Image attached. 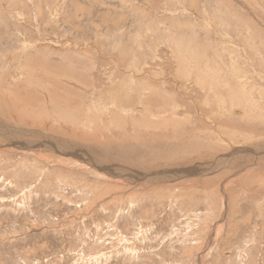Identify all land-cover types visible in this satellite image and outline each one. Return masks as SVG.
<instances>
[{
  "label": "rangeland",
  "instance_id": "1",
  "mask_svg": "<svg viewBox=\"0 0 264 264\" xmlns=\"http://www.w3.org/2000/svg\"><path fill=\"white\" fill-rule=\"evenodd\" d=\"M8 127L0 264H264V0H0Z\"/></svg>",
  "mask_w": 264,
  "mask_h": 264
},
{
  "label": "bare ground",
  "instance_id": "2",
  "mask_svg": "<svg viewBox=\"0 0 264 264\" xmlns=\"http://www.w3.org/2000/svg\"><path fill=\"white\" fill-rule=\"evenodd\" d=\"M212 79V78H211ZM28 131V130H27ZM27 131H25V130H18V129H15V128H12V127H8V128H0V132H6V134H8L9 135V133L10 132H17L18 134H19V136L20 135H22V136H26V134H27ZM32 132H34V131H32ZM227 132V131H226ZM1 135H3L2 133H0ZM29 134V133H28ZM184 134V133H183ZM179 135V134H178ZM28 136V135H27ZM237 136H239V134H237ZM11 140V139H10ZM28 143H30V142H26V141H24V142H21V141H17L16 142V144H18L19 145V147L20 148H23V149H25L27 146H28ZM8 144V143H7ZM26 144V145H25ZM33 144V143H32ZM233 144V143H232ZM67 145V144H66ZM66 145H64V143H62L61 141H57V142H53V141H46V140H44V141H42V143H38L37 145H36V147H39L40 149L41 148H43V149H46L47 147L49 148V149H54V150H52L54 153L55 152H57V153H62V154H68V155H74V156H77V155H75V153H77V154H79L80 156H82L83 158L86 156V151H84L83 149H80V148H78V147H75V148H73V152H72V150H71V152L72 153H70L68 150H67V146ZM33 146V145H32ZM73 147V146H72ZM203 147V146H202ZM233 147V146H232ZM258 147V146H257ZM32 148V147H31ZM129 149V148H128ZM225 149H230V151L229 152H227L226 154H223L222 153V155H220V156H222L221 158H220V160H221V164H225V166H226V164H236V163H239V162H241V161H244V162H246L247 160H246V158H248V156L247 155H245L246 154V151L248 150H233V149H231V148H229L228 147V144H226V148H224V150ZM238 149V148H237ZM32 150V149H31ZM196 151H197V149H195ZM258 150V152H264V146H259V148L257 149ZM249 151H251L250 152V154H249V152H248V154L250 155V156H252L253 157V155H252V152L254 153V152H256L255 150H249ZM209 152H212L211 151V148H210V151ZM103 153V152H102ZM199 153V152H198ZM204 153H208V152H204ZM106 154V153H105ZM89 155V154H88ZM198 155H200V154H198ZM208 157L210 156V154H206ZM106 157H108V156H106ZM123 157V156H122ZM217 157V156H216ZM215 157V158H216ZM259 157V156H258ZM86 158L87 159H89V160H91L90 159V156L89 157H87L86 156ZM109 158V157H108ZM119 158V157H118ZM121 158V157H120ZM199 158V157H198ZM255 158V157H254ZM260 158V157H259ZM87 159H85V160H87ZM196 159V158H195ZM199 159H201V158H199ZM108 160V159H107ZM120 160V159H119ZM118 160V161H119ZM109 161V160H108ZM108 161H106V162H108ZM178 161V160H177ZM89 162V161H88ZM111 162V161H110ZM211 162V161H210ZM263 162V161H262ZM109 163V162H108ZM115 163V162H114ZM215 162H213V164H214ZM101 164V165H100ZM100 164H97V169L99 168V169H104V170H108L109 168L108 167H110L109 165H107L106 163H100ZM113 164V163H112ZM118 164V163H117ZM139 164V163H138ZM250 164V163H249ZM125 165H126V163H125ZM154 166V165H153ZM157 166V165H156ZM196 166V165H195ZM203 166V165H202ZM205 166V165H204ZM203 166V167H204ZM235 166V165H234ZM239 166V165H238ZM167 167V166H166ZM199 167V166H198ZM197 167V168H198ZM207 167V166H206ZM206 167H205V169H206ZM155 168V167H154ZM208 168V167H207ZM210 168V167H209ZM169 169V168H168ZM184 169H187V168H183L182 167V165L181 166H177V165H175V166H173V170H175L176 172L177 171H180V170H184ZM200 169V168H199ZM118 170V169H117ZM172 170V169H171ZM171 170H159V171H164V172H168V173H173V171H171ZM194 170V169H193ZM116 171V170H115ZM131 171V170H130ZM129 171V172H130ZM144 171V170H143ZM192 171V170H191ZM203 171H204V169H203ZM122 172V171H121ZM125 172V174L126 175H129L130 173L129 172H127V170L126 171H124ZM123 172V173H124ZM101 173H102V171H101ZM146 172H142V174H145ZM160 173V172H159ZM188 173V172H187ZM96 174H98V173H96ZM105 174V173H104ZM110 174V173H109ZM136 174V173H135ZM142 174H140V175H142ZM162 174V173H161ZM166 174V173H165ZM206 174V173H205ZM103 175V174H102ZM121 175V174H120ZM172 175V174H171ZM186 175V174H185ZM222 175V174H221ZM105 176H107V175H105ZM109 176V175H108ZM145 176H147V175H145ZM149 176V175H148ZM163 176V175H162ZM175 176V175H174ZM222 176H224V175H222ZM125 177V176H124ZM130 177H132V176H130ZM164 177V176H163ZM162 177V178H163ZM200 177V176H199ZM119 178V177H118ZM145 178V177H144ZM143 178V179H144ZM151 178V177H150ZM153 178V177H152ZM187 178V177H186ZM124 179V178H123ZM143 179H141V180H143ZM174 179V178H173ZM176 179V178H175ZM183 179V178H182ZM191 179V178H190ZM199 179V178H198ZM154 180H157V178H155L154 177ZM164 180H165V178H164ZM184 180V179H183ZM149 181V180H148ZM191 181V180H190ZM248 181V180H247ZM175 182V181H174ZM177 182V181H176ZM179 183V182H178ZM197 183V182H196ZM200 183V182H199Z\"/></svg>",
  "mask_w": 264,
  "mask_h": 264
}]
</instances>
